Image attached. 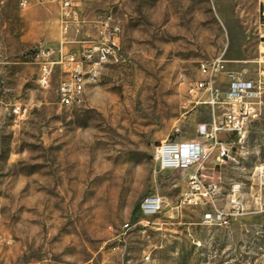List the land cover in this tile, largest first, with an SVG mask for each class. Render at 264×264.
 <instances>
[{
    "label": "rangeland",
    "instance_id": "obj_1",
    "mask_svg": "<svg viewBox=\"0 0 264 264\" xmlns=\"http://www.w3.org/2000/svg\"><path fill=\"white\" fill-rule=\"evenodd\" d=\"M263 1L71 0L67 17L59 0H0V264H264ZM105 23L116 59L86 64L82 103L59 106L60 74L40 89L35 53L102 45ZM218 57L217 81H253L261 104L244 143L219 135L231 158L204 164L212 204L151 151L198 141L211 108L188 86ZM149 195L163 204L144 217ZM214 209L226 223L203 220Z\"/></svg>",
    "mask_w": 264,
    "mask_h": 264
},
{
    "label": "built area",
    "instance_id": "obj_2",
    "mask_svg": "<svg viewBox=\"0 0 264 264\" xmlns=\"http://www.w3.org/2000/svg\"><path fill=\"white\" fill-rule=\"evenodd\" d=\"M63 16H74L71 0H59ZM105 35L102 45L82 46L71 50L59 59L54 58V51L38 49L35 60L38 63L37 85L42 90L51 88L52 77L56 72L60 74V81L56 88L57 103L61 107L80 105L83 101V86H85L86 64H97L116 59L119 50L118 26L105 23ZM225 61L220 57L201 63L199 74L201 80L191 83L188 92L196 98V104L209 105L211 118L208 123H200L196 128L198 141H172L162 140L154 144L151 151V160L160 170L188 171V184L191 195L194 193L198 199L205 198L213 204L214 197L219 191L214 182L204 184L205 175L202 171L204 164L212 153L216 152L217 160L226 161L231 158L228 144H224L219 135H235L237 143L247 137L249 122L260 114V86L253 81L244 80L233 74L228 75V85L223 91L216 84L218 77L226 73ZM224 108L218 114L216 109ZM19 107L13 109L14 114L19 113ZM162 199L157 195L145 197L139 205V212L144 217L157 215L162 208ZM205 222L218 221L226 223L225 216L214 209L203 216ZM124 228H128L125 225Z\"/></svg>",
    "mask_w": 264,
    "mask_h": 264
},
{
    "label": "crops",
    "instance_id": "obj_3",
    "mask_svg": "<svg viewBox=\"0 0 264 264\" xmlns=\"http://www.w3.org/2000/svg\"><path fill=\"white\" fill-rule=\"evenodd\" d=\"M263 4H264V1H263ZM262 15L264 16V8H263V12H262ZM216 84L220 85L221 89L223 90V85L226 86V89H227V81L224 80V79H219L218 81H216ZM210 107V106H209ZM211 108V107H210ZM183 172H187L188 173V176L192 173V170H188V171H183Z\"/></svg>",
    "mask_w": 264,
    "mask_h": 264
},
{
    "label": "bare ground",
    "instance_id": "obj_4",
    "mask_svg": "<svg viewBox=\"0 0 264 264\" xmlns=\"http://www.w3.org/2000/svg\"><path fill=\"white\" fill-rule=\"evenodd\" d=\"M83 95H84V86H83ZM246 138L247 137H244L243 140H241V144L245 142ZM152 162H153V160H152Z\"/></svg>",
    "mask_w": 264,
    "mask_h": 264
}]
</instances>
